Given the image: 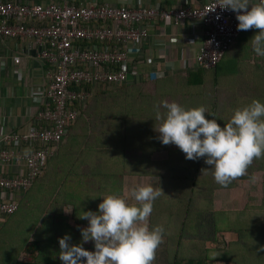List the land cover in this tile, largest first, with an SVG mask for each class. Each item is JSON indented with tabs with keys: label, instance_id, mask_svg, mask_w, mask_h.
Wrapping results in <instances>:
<instances>
[{
	"label": "rangeland",
	"instance_id": "obj_1",
	"mask_svg": "<svg viewBox=\"0 0 264 264\" xmlns=\"http://www.w3.org/2000/svg\"><path fill=\"white\" fill-rule=\"evenodd\" d=\"M255 34L256 29L245 31L236 45L226 53L220 63L219 70L224 73H219V80H225V84L229 83L233 74L225 76V73L233 67L239 68L238 73L240 70L249 71L252 64H249L248 58L252 54L249 55L247 45L248 40ZM111 86L93 89L89 102L84 105L80 117L67 131L55 156L49 160L33 186L20 198L18 210L6 218L0 231V264H63L59 259V238L68 234L71 236V244H80V229L89 224V221L81 219L80 216L87 211L98 212V205L108 194L127 195L131 203L134 202L131 200V190L140 184H150L156 189L161 187L165 196L162 194L160 197L172 200L176 209L179 198L175 196V186L172 189L170 186L172 176L160 173L162 168H166L168 152L160 149L150 151L149 157L148 149L143 148L144 143L139 133L136 135L145 121L141 120L144 119V113L133 109L136 104H145L142 109L149 113L152 106L136 94L126 96L124 100L127 99L128 102H123L120 99L119 86ZM247 89L250 91L248 86ZM138 91L136 87L131 89L132 93ZM131 104H135V107L132 108ZM221 110L214 115V119L224 126L232 113L228 108ZM153 121L156 122V119ZM134 135L138 139L135 142L132 140ZM146 136L148 138L151 134ZM170 147L177 146L170 144ZM145 158H150L153 163L157 162L156 172L153 174L147 175L150 170L146 168L139 171V162ZM173 163L175 167L180 166V169L186 164L182 156L176 158ZM111 171H117L120 178H117V175L113 178ZM185 183V188H188L189 184ZM199 189L200 191L197 188L195 192L201 196L206 193L208 195L207 189L211 190L204 184L200 185ZM211 192L212 211L218 210L224 215L226 213L233 221L244 219L245 216L250 220H264V208L259 207L264 205V159L255 171L238 179L233 187L216 188ZM183 200L187 201L186 198ZM182 207L184 210L187 208L183 202ZM195 209L196 207L192 206L191 212ZM165 211V217L172 220L174 213L171 210ZM178 211V216L183 217V213ZM178 216L176 214V218L181 219ZM201 219L207 224L205 218ZM178 223L175 230L180 233L176 244L173 242L169 248L163 239L153 264H173L174 261L178 264H193L191 260L194 262L198 259L204 260L205 264H264V256L262 260H258L261 250L259 245L255 255L249 250L250 247L238 242V232L218 233L215 238L208 239L204 229L197 232L199 229L196 225L183 227L182 223ZM83 247L89 251L95 250L93 241L84 243Z\"/></svg>",
	"mask_w": 264,
	"mask_h": 264
},
{
	"label": "built area",
	"instance_id": "obj_2",
	"mask_svg": "<svg viewBox=\"0 0 264 264\" xmlns=\"http://www.w3.org/2000/svg\"><path fill=\"white\" fill-rule=\"evenodd\" d=\"M217 3L205 0L198 7L163 9L126 0L86 5L0 0V38L27 40L47 65L38 88L41 103L29 113L26 128L0 126V166L14 171L0 173V228L18 210L17 194L40 176L67 127L78 118L79 108L89 102L92 92L83 87L127 83L129 66L141 62L144 44L151 39L152 24L201 26L194 66L204 70L216 66L242 33L236 13Z\"/></svg>",
	"mask_w": 264,
	"mask_h": 264
},
{
	"label": "clouds",
	"instance_id": "obj_3",
	"mask_svg": "<svg viewBox=\"0 0 264 264\" xmlns=\"http://www.w3.org/2000/svg\"><path fill=\"white\" fill-rule=\"evenodd\" d=\"M217 5L236 13L238 31L258 30L251 39L253 50L264 56V0H218ZM206 112L203 106L186 109L177 102L163 101L157 105L156 121L160 123L155 130L163 145H176L186 159L204 158L214 170L215 181L227 186L245 176L254 159L264 157V102L254 99L235 109L224 126L206 118ZM162 194L161 187L140 184L131 190L134 202L127 195L104 196L98 212L80 216L89 221L80 229V244H71L68 234L59 238V259L63 264H153L164 229L150 228L148 221L153 202ZM89 241L94 242V251L83 247Z\"/></svg>",
	"mask_w": 264,
	"mask_h": 264
},
{
	"label": "trees",
	"instance_id": "obj_4",
	"mask_svg": "<svg viewBox=\"0 0 264 264\" xmlns=\"http://www.w3.org/2000/svg\"><path fill=\"white\" fill-rule=\"evenodd\" d=\"M244 32L245 31H242L240 36H242ZM226 53L224 54L222 59L216 64V66L211 69L204 70L199 67H196L195 69L187 67L185 70V74L182 75L179 79H176L175 81L172 80L169 84L165 85L164 90L167 92L166 87L168 86L169 90H171L170 92L171 97L174 98L176 101L177 100L180 101L179 104L185 107L186 109L193 107H200V106L205 107L206 110L209 111V113L206 112L205 114L206 118L208 119H214V115H216L219 111H222L221 110L222 108H228L229 110H231V113L233 115L235 109L242 108L250 104L254 99L264 102V56H259V55L255 56L254 64L249 63L250 65L252 64L251 68H249V71L240 70V72L238 73L239 68L233 69L234 67L231 68L230 71L227 70L229 74L228 72L225 71L226 72L225 76H230L231 74H233V78L229 79L230 82L225 84V80H219L218 75L219 73L220 74L224 73L223 71L221 72V70L219 69H220V63L222 62ZM250 54L251 53H249V55ZM252 56L253 55H251L249 58L254 59ZM259 58H260V64H258ZM128 71L130 72L129 69ZM212 73H214V75H210ZM240 78L242 79L241 81ZM121 85L123 86L124 84ZM247 86L250 89V91H248ZM71 88L75 89V87H71ZM83 89L92 92L93 85L87 87L85 86L83 87ZM144 93H148V92H146V90L145 92L142 90V92L138 91V93L135 94L139 97L143 96L144 98H147L144 95ZM210 100H211V104H209ZM182 101L183 104L181 103ZM84 107L85 106L79 108L80 113L83 112ZM150 112L149 113L141 112L144 113V119L141 120H144L145 123L148 120H150L149 117H152ZM80 115L81 114H79L78 118L80 117ZM77 119L75 120V122L77 121ZM159 123L160 121H156L152 123L153 129L150 136L151 138L150 137L147 138L146 135L140 133L139 131L136 132V135L139 133L138 135L140 136V139H142L144 143L143 148L148 149L149 157L151 156L150 151L155 152L158 151V149H160L168 152L170 160L168 159L165 161L166 168H162V172L160 173L164 175L168 174L169 176L170 175L172 176L170 178V180L172 181L170 186L171 189L173 188V186H175L174 188L177 192L175 196H178L177 198H179V202L177 204L176 209H174L173 206L175 205V203H173L172 200L163 199L166 198L164 197L165 195L163 197H159L158 199H156L153 202V210L149 217V221H148L149 227L150 228L154 226L163 227L164 229L163 239L166 242V246L169 245V248L170 246H172L173 242L174 244H176L177 242L180 231H176L175 228H177L178 225L176 226V224L178 222L182 223L183 227H187V225H191V224L196 225V227L199 229V231L197 232H200L201 230L204 229L206 231V238L208 239L212 237L215 238L216 234L218 235V233L224 234V233L238 232L239 233L238 242L243 243L248 248L250 247L249 250H251L252 253L255 254L257 252V246L259 245V248L261 250H259L260 256L258 260L259 261L262 260L264 256V220H262L263 218L261 220L256 218L250 220L245 216L244 219L242 218L233 221L232 218H229V215H227L226 213L224 215V213L218 210L216 211L211 210L210 195L212 194L211 192L212 189L213 190L216 188L226 189L233 187L234 183H236L238 179L247 177L253 171H255L256 168L258 167V164H260V162L264 159V157H261L263 159L261 158L254 159L252 164L247 169V173L245 176L231 181L230 183L227 184V186H222L215 181L213 175L214 170L208 168L209 166L205 164L204 158H200L198 160H188L186 159L185 154L178 147L175 148V147H170V145H163L158 138L159 133L155 130V127H158ZM143 125L146 124H142L140 126ZM71 126L67 127L66 132L69 130ZM2 129L5 130L6 127L3 126ZM132 140L135 142L138 139H136L135 136V138ZM140 142L141 140H139L138 143ZM152 147L154 150L152 149ZM54 155H52L49 158V160ZM181 156L185 159L186 162L184 168L182 169H180L181 168L180 166L175 167L173 163L176 158L178 159ZM156 163L157 162L153 163L150 160V158L149 159L145 158L139 162V166H138L139 171L140 169L143 170L144 168H146V170H150L149 172H147V175L153 174V172H156V168H157ZM154 166L156 167L153 169ZM137 172L138 171H136V173ZM111 173L113 178H115L116 175L117 178H120L117 171H111ZM38 178H36V180ZM36 180L34 181V183L36 182ZM185 182L189 184L188 188H185L186 187ZM33 184L26 191H22L17 194L16 198L18 199V202L20 201V198H22V196L33 186ZM119 184L120 183H118L117 186H119ZM182 184L184 186H182ZM203 184L210 187L211 190L207 189L206 191H208V195L206 193V195L202 194L201 196L199 193L195 191L197 188L200 191L199 187L200 185ZM186 192L189 194H187ZM183 198H186L187 201L184 202ZM168 202H170V204H168ZM182 202L184 203V206L186 205L187 207L185 210L182 207ZM192 206L196 207L194 212H191ZM259 207L264 208V205H260ZM165 210L168 211L171 210L172 213H174V218L172 220L168 217H165L166 216ZM178 210H180L183 213V217L178 216L179 213ZM176 214L178 218L180 217L181 219H177ZM206 214H209L211 216L210 217L205 216ZM201 218H205L207 220L206 222L207 224H204ZM5 221L2 222L0 231L3 228ZM248 242L251 245H249ZM178 243L180 244L179 240ZM191 262L193 264H205L204 260L201 259L194 260V262L193 260H191ZM45 264H51V263H45ZM173 264H178V262L174 261Z\"/></svg>",
	"mask_w": 264,
	"mask_h": 264
},
{
	"label": "crops",
	"instance_id": "obj_5",
	"mask_svg": "<svg viewBox=\"0 0 264 264\" xmlns=\"http://www.w3.org/2000/svg\"><path fill=\"white\" fill-rule=\"evenodd\" d=\"M2 1L36 4H46L55 1L61 4L86 5L93 2L119 4L124 0ZM126 1L130 5L142 4L159 6L165 9L170 6L186 4H190L192 7H198L205 0ZM150 33L151 39L148 43L144 44L141 62L133 63L129 66V73L131 75L129 81L123 86L119 85L118 87L120 90V99L123 102H128L127 99L124 100L126 96L130 97L132 94H135L131 92L133 87H136L139 92H142V90L148 92L144 93L147 98L142 97L148 101L149 106H152V108L149 107L151 108L150 110H147L151 111L150 113L153 119L148 120L145 123L146 125L140 126V131H138L144 135L152 133V123L154 122V118L156 119L157 105H161V102L163 101L177 102L179 104L180 101H176L171 97V90H169V87H166V92L164 86L169 84L172 80L175 81L184 75L187 67L193 69L196 68L193 63V55L197 49L196 45L202 40V27L197 24L193 25V28H191L185 23L180 26H164L163 24L155 23L151 25ZM240 37L238 40L241 39ZM238 40L235 42V45ZM247 47V51L253 55V58L257 56L256 52L253 50L251 40H248ZM248 59L249 63L254 64L255 58ZM258 64H260V58ZM46 68L47 66L37 57L35 50L30 44H28L27 40L21 41L0 38V126L6 128L15 127L21 130L26 128V119L29 116V113L34 112L36 107L41 103V96L38 88L45 81ZM106 86L112 87L111 85ZM106 86H95L93 89L98 87L105 88ZM181 103L183 104V101ZM130 106L134 108L135 104H131ZM144 106L145 104H136V107L133 110L144 112V109H142ZM159 111L163 114L165 109L161 106ZM58 148L56 150H58ZM13 172L14 171L10 166L3 168L0 166V173H3L4 175H11Z\"/></svg>",
	"mask_w": 264,
	"mask_h": 264
}]
</instances>
